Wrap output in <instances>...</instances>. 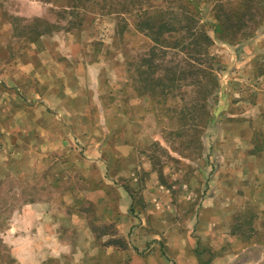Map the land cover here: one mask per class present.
<instances>
[{
  "label": "rangeland",
  "instance_id": "374dc122",
  "mask_svg": "<svg viewBox=\"0 0 264 264\" xmlns=\"http://www.w3.org/2000/svg\"><path fill=\"white\" fill-rule=\"evenodd\" d=\"M239 1L0 0V72L25 57L56 72L44 103L84 135L43 146L60 164L41 197L73 184L92 225L135 214L165 264H264V0L220 33ZM144 20L167 22L158 44Z\"/></svg>",
  "mask_w": 264,
  "mask_h": 264
},
{
  "label": "crops",
  "instance_id": "0c3cea01",
  "mask_svg": "<svg viewBox=\"0 0 264 264\" xmlns=\"http://www.w3.org/2000/svg\"><path fill=\"white\" fill-rule=\"evenodd\" d=\"M2 68L0 264H165L166 252L157 249L154 237L143 227L145 220L135 214H121L124 211L120 209L121 213L118 211L111 218L100 216L92 225L85 212L88 203L76 200V195H83L86 190H76L73 184L60 191L56 189L57 198L41 197L43 177L51 178V190L53 184L56 187L53 175L58 178L60 159L54 145L84 135L80 130L76 135L73 121H59L58 110L44 103L47 96L60 95L57 84L65 83L62 77L57 78L56 72L43 74L28 57L18 60L16 66L10 61ZM36 76H43L41 83L36 84L42 93L38 92L40 89H27L28 79L34 81ZM66 104L67 113L85 109H69ZM77 127L80 129V124ZM31 145L34 147L28 149ZM43 146L55 150L44 151ZM69 159L66 156L62 161ZM103 227L110 231H100ZM168 240V248H173ZM180 243L181 239L179 246ZM245 250L241 247L237 251ZM209 251L210 248L205 252Z\"/></svg>",
  "mask_w": 264,
  "mask_h": 264
},
{
  "label": "trees",
  "instance_id": "16d2710c",
  "mask_svg": "<svg viewBox=\"0 0 264 264\" xmlns=\"http://www.w3.org/2000/svg\"><path fill=\"white\" fill-rule=\"evenodd\" d=\"M250 1L253 0H241L238 2V7L235 9V11L237 12L236 15L233 14H225L224 15V20L221 21V23H219V31L224 32L223 30H226V28L223 25H226L225 22H228L227 24H232L235 23L236 25L241 24L244 25L245 23V18L249 16V19H252V14L248 11L251 8V5L249 4ZM257 4L259 2H256ZM236 7V5H235ZM264 8V6L262 7V9ZM219 15L216 16V19L219 18ZM264 17V15H263ZM191 19H192V15H191ZM195 22V19H192ZM140 26L142 25L144 27V25H146V28H140L145 31L144 34L154 43V45L158 44L159 42V37L161 34V30L165 29V26L167 24V22L165 21H158V24L155 25H151V23H148L146 20L142 21V23H139ZM154 26V27H153ZM201 36L203 39L204 43H212V39L211 37H209V35L207 33H205L204 31L201 32ZM208 46H206L205 48H207ZM207 75L210 76L211 80L214 82V84H218V80L215 77V75L212 73V71L208 72L207 71Z\"/></svg>",
  "mask_w": 264,
  "mask_h": 264
}]
</instances>
